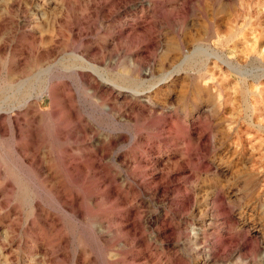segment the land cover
Segmentation results:
<instances>
[{
	"label": "rangeland",
	"instance_id": "rangeland-1",
	"mask_svg": "<svg viewBox=\"0 0 264 264\" xmlns=\"http://www.w3.org/2000/svg\"><path fill=\"white\" fill-rule=\"evenodd\" d=\"M0 264H264V0H0Z\"/></svg>",
	"mask_w": 264,
	"mask_h": 264
},
{
	"label": "bare ground",
	"instance_id": "bare-ground-1",
	"mask_svg": "<svg viewBox=\"0 0 264 264\" xmlns=\"http://www.w3.org/2000/svg\"><path fill=\"white\" fill-rule=\"evenodd\" d=\"M117 86V85H116ZM118 87V86H117Z\"/></svg>",
	"mask_w": 264,
	"mask_h": 264
}]
</instances>
